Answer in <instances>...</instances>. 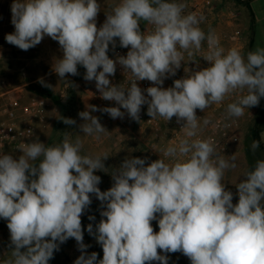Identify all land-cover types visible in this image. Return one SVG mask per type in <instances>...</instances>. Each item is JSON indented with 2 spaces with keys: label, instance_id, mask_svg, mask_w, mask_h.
<instances>
[{
  "label": "clouds",
  "instance_id": "obj_1",
  "mask_svg": "<svg viewBox=\"0 0 264 264\" xmlns=\"http://www.w3.org/2000/svg\"><path fill=\"white\" fill-rule=\"evenodd\" d=\"M186 7L183 0H119L98 27L97 0H13L15 30L6 34V42L27 51L51 38L62 52L53 58L52 72L70 82L67 76L79 75L82 66L83 79L95 82L101 99L115 103L87 104L78 113L83 134L99 140L109 132L93 112L112 119L127 114L139 123L146 105L151 119L175 117L182 138L160 149L163 158L150 163L125 157L110 173L113 184L106 191L95 173H108L109 154H82V140L68 132L58 144L37 137L20 145L19 156L0 154V219L7 221L11 247L0 264H49L70 238L81 253L74 264H168L167 254L177 252L190 264H264V159L234 184V204L224 177L237 167V155L221 154L211 137L201 138L212 122L197 115V109L205 112L230 95L236 99L227 104L226 118L238 119L258 106L264 97V48L246 56L234 47L226 50L214 29L200 26L205 17L185 13ZM141 22L151 30L142 31ZM117 39L128 51L113 59L109 46L114 50ZM205 44L201 58L208 66H185L187 56V65L198 67L193 57ZM117 65L127 74L126 84L110 80ZM182 65L185 75L163 87ZM141 81L152 86L142 89ZM39 82L49 86L43 78ZM62 121L76 124L72 118ZM260 144L253 140L252 150ZM92 195L101 202V219L95 228L89 223L87 231L102 248L99 260L83 242L81 217Z\"/></svg>",
  "mask_w": 264,
  "mask_h": 264
},
{
  "label": "rangeland",
  "instance_id": "obj_2",
  "mask_svg": "<svg viewBox=\"0 0 264 264\" xmlns=\"http://www.w3.org/2000/svg\"><path fill=\"white\" fill-rule=\"evenodd\" d=\"M97 2L101 4L100 12H108L111 11L112 6L118 3L119 0H97ZM12 3L13 0H0V21L4 20L5 25L0 29V46L3 47L1 52L2 56H0V82L4 80L9 86L32 82V85L36 84L48 89L50 94L56 99V102L53 104L54 109L50 112H48L47 109L46 117L42 123L38 125L33 139L38 137L41 142L53 145L61 143L64 133L68 132L71 134L73 140H75L77 136L82 140V154L108 153L109 158L104 162L105 167L108 168V173L103 171H97L95 173L101 177V183L98 185L101 191H106L112 186L113 180L110 173L113 171V168L119 167L125 157L147 158L146 163L158 159L157 156H150V144L146 142L140 133H137L136 129L132 126L114 127L105 125L104 127L109 132L101 134L99 140L94 136L85 135L80 131L79 125L83 123V120L79 117L78 113L85 109L75 100L74 91L75 88L81 90L83 87V76L86 70L82 66H78L79 75H68L67 80L70 82L60 80L59 77L52 72L51 65L54 57H62V52L60 51V46L52 43L53 41H51L49 37H45L39 47H33L27 51L20 50L7 43L5 36L6 34L12 33L11 28L8 27L9 24H11ZM238 8L239 14L244 22V27L246 28V36L249 42H251L248 52L255 51L258 48H264V0H251L249 9L244 3L239 4ZM250 12L254 16L252 28L249 16ZM105 19L106 16L99 13L97 17V26L99 27L102 25ZM145 24L146 22H141V27ZM46 38L50 40V46L47 44V41H45L47 40ZM118 42L117 39V43ZM109 47L110 50L108 54L112 50V46L110 45ZM51 54L52 56L49 57ZM17 67H24L27 76L23 77L18 74ZM46 76H49V80L45 78ZM41 78H43L45 84L49 86L41 84L39 82ZM61 94L64 96L63 98ZM62 117L72 118L76 120V124L71 126L65 125L62 121ZM97 117L104 122L107 120L105 113L102 112ZM252 141L253 139L249 129L243 139L245 152L248 157L249 170L255 166L257 160L264 159V153H262L259 148L255 151L252 150ZM228 190L234 193V200L237 191L235 185ZM100 211L101 202L98 199L96 201L92 200L91 205L85 210L81 217L84 236L83 242L89 245L86 251L88 254L92 252L98 253V260L102 259L103 251L101 246L96 242L94 236L88 233L87 226L89 223H92L95 228V224L101 219ZM89 216H94L95 220L90 221L88 219ZM4 223L5 220L0 219V261L9 258L11 255L10 237ZM152 226L154 231H159L156 221H152ZM80 254L76 241L70 238L67 242L60 245V250L54 253V258L49 261V264H74L75 259ZM167 255L169 257L168 264H190V260L180 252L168 253ZM152 264H159V262H152Z\"/></svg>",
  "mask_w": 264,
  "mask_h": 264
},
{
  "label": "built area",
  "instance_id": "obj_3",
  "mask_svg": "<svg viewBox=\"0 0 264 264\" xmlns=\"http://www.w3.org/2000/svg\"><path fill=\"white\" fill-rule=\"evenodd\" d=\"M238 3H246L248 0H231ZM187 5L185 13L195 12L198 15L202 14L205 17L204 22L200 25L206 32L209 26L215 30L217 36L220 39L221 46L226 50L230 48H237L245 54V49L249 40L242 33V31L232 24L237 21L236 13L233 10H227L226 16L229 18L231 25L230 32L223 33V0H183ZM141 30H151V26L147 23L141 27ZM3 47L0 46V56H2ZM128 49L121 48L119 42L116 48L110 51L108 54L110 58L115 59L117 54L126 55ZM206 51V44L203 46L200 53L193 57L198 61V67L196 64L187 65V56L185 66L192 70H199L207 67V62L201 58ZM17 73L23 77L27 76V72L24 67H17ZM126 75H123L122 68L117 65V71L110 80L113 84L123 83L126 84ZM185 75L184 66L177 70L174 77L165 79L163 87L167 88L172 86L173 80L179 79ZM50 76V75H49ZM46 76L45 78H49ZM49 80V79H48ZM27 82V81H26ZM32 85V82L20 84L16 86H9V84L1 80L0 82V154H12L19 156V147L22 143L29 142L35 136L37 126L45 119L48 109V99L42 95L34 93L29 94L28 87ZM139 86L142 89H146L151 85L149 81L139 82ZM85 89L90 98V102L98 108L116 106L112 101H105L100 98L97 89L95 88V82L85 81ZM61 97L64 96L61 94ZM236 99L235 95H230L220 104H213L205 112L197 109L198 116L208 117L212 124L206 127L201 133V138L211 137L216 146L217 151L221 154L228 153L231 145L239 143L242 136V130L240 126V118H226L227 104L233 102ZM123 111V109H121ZM100 112V111H99ZM107 118L106 122L100 123L105 126H132L136 129L137 133H140L142 138L150 144L149 154L152 157H162L160 149L168 146L169 144L177 143L182 138L180 131L181 124L176 122V118L170 122L163 120L160 117L151 119L147 115V106H143L140 113V122H136L130 119L127 114L123 119H112L105 113ZM251 119V117H247ZM215 125V126H213ZM163 158V157H162ZM92 200L96 201V197L93 195ZM238 202V196L235 195L233 203ZM5 228H7V221H5ZM9 233V230H8ZM10 237V233H9Z\"/></svg>",
  "mask_w": 264,
  "mask_h": 264
},
{
  "label": "crops",
  "instance_id": "obj_4",
  "mask_svg": "<svg viewBox=\"0 0 264 264\" xmlns=\"http://www.w3.org/2000/svg\"><path fill=\"white\" fill-rule=\"evenodd\" d=\"M250 2H251V0H248L246 3H244L248 9H249V3ZM239 4H241V3L233 2L231 0H223V33H228L231 30L230 28L227 27L231 24L229 22V18L226 16L225 13L227 10H233L234 13H236L237 21H235L234 24H232V25L237 26L242 31V33L246 36V28L244 27V22H243L240 14H239L240 13L239 8H238ZM100 14L105 15V11L100 12ZM249 16H250V23H251V18L254 19V16L251 12L249 13ZM2 21H0V23H1L0 29L5 26L4 20H2ZM7 24H9V23H7ZM8 27L11 28L12 32H14L15 29H14V26L12 25V23L9 24ZM251 28H252V24H251ZM50 40L53 41L52 39H50ZM50 40H48V39L45 40V41H47V44L49 46L51 44ZM247 40H249L248 37H247ZM52 43L59 45L58 42H56V41H53ZM250 45H251V42H249L247 44V48L244 51L245 56L248 53V49H249ZM39 46H40V44L35 46V47H39ZM14 47H16V46H14ZM51 56H52V54L49 55V57H51ZM81 90L79 88H75L74 98L85 109V106L87 104L93 105L90 102V98H89L88 93L85 89V80H83V87L81 88ZM34 91L37 93H40V94L42 93V90H34ZM31 93H34V92H32V91L29 92V94H31ZM47 99H48V112H50L54 109L53 104L56 102V100H53L51 98H47ZM260 108H261V99H260V103L258 106L250 108L249 111L247 109L245 110L244 116L240 118V126H241V130H242V136L240 138V141L236 145H231L228 153L225 154L226 156H231L235 153L237 155V161H236L237 167L235 169H229L225 173L224 182L226 183L227 189H230L232 186L234 187L235 183H237V182H239V180L243 179L242 174H243L244 170L249 169L248 157H247V153L245 152L243 139L246 136V133L249 131V129H250L251 135H252L253 124H254V121H255V119H256L259 111H260ZM100 113L101 112L96 111V112H93L92 115L99 116ZM247 117H251V119H248ZM37 128H38V126H37ZM258 138L261 142V145H264V131H261L258 133ZM259 149L262 151V153H264V147H259Z\"/></svg>",
  "mask_w": 264,
  "mask_h": 264
},
{
  "label": "trees",
  "instance_id": "obj_5",
  "mask_svg": "<svg viewBox=\"0 0 264 264\" xmlns=\"http://www.w3.org/2000/svg\"><path fill=\"white\" fill-rule=\"evenodd\" d=\"M253 22H254V19L251 18V24H253ZM28 90L34 92L37 95H42L46 98H51L53 100H56L46 88L44 89V87H40L36 84L30 85L28 87ZM34 90H42V93L41 94L37 93ZM261 131H264V97L261 98V108L253 124L252 139L259 140L258 133ZM259 147H264V145L260 144Z\"/></svg>",
  "mask_w": 264,
  "mask_h": 264
}]
</instances>
